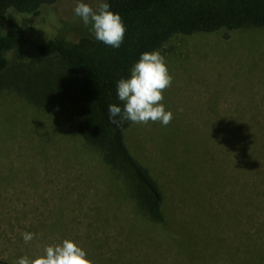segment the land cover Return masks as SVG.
Segmentation results:
<instances>
[{"label":"rangeland","instance_id":"rangeland-1","mask_svg":"<svg viewBox=\"0 0 264 264\" xmlns=\"http://www.w3.org/2000/svg\"><path fill=\"white\" fill-rule=\"evenodd\" d=\"M79 2L95 9L106 0H62L39 17L10 12L27 45L25 60L6 54L0 90V174L15 180L0 192V264L43 255L64 239L94 264H244L247 234L256 233L248 232L254 177L246 152L250 137H264V28L177 35L158 51L174 77L163 101L174 118L167 126L132 123L125 133L165 195L167 225L156 224L137 200L113 194L111 179L129 193L132 178L109 172L102 152L81 137L72 106L63 97L36 105L21 91L27 84L16 82L61 93L60 64L43 59L38 46L79 42ZM257 165L264 175V160ZM24 232L37 236L25 243Z\"/></svg>","mask_w":264,"mask_h":264},{"label":"trees","instance_id":"trees-1","mask_svg":"<svg viewBox=\"0 0 264 264\" xmlns=\"http://www.w3.org/2000/svg\"><path fill=\"white\" fill-rule=\"evenodd\" d=\"M62 0H0V90L9 68L6 54L17 51L25 60L23 47L27 45L24 28L10 15L11 11L39 17L42 9ZM110 10L119 13L126 25L124 42L113 48L95 39L90 27H76L82 37L71 44L53 39L38 46V54L60 64V94L47 95L31 87L29 82L21 91L36 105L46 108L49 102L63 97L72 106L73 116L85 143L102 152L103 162L110 173H128L132 187L126 186L114 176L110 189L124 200L135 199L139 212L156 224H166L165 195L149 170L132 154L125 133L132 122L119 126L109 119L108 106L123 107L117 95V83L130 78L131 69L144 52L161 50L177 35L212 34L222 30L239 31L248 28H264V0H106ZM226 39H230L226 35ZM119 119V117H117ZM264 137H250L247 146V162L250 166V196L246 205L248 223L256 233L247 234L244 264H264V175L257 164L264 160ZM118 177V176H117ZM120 179V178H119ZM0 192L8 191L13 175L0 174ZM127 187V186H126ZM255 209V211L253 210ZM11 221L8 224L11 226ZM250 236V237H249Z\"/></svg>","mask_w":264,"mask_h":264},{"label":"clouds","instance_id":"clouds-1","mask_svg":"<svg viewBox=\"0 0 264 264\" xmlns=\"http://www.w3.org/2000/svg\"><path fill=\"white\" fill-rule=\"evenodd\" d=\"M74 14L85 27H90L96 40L113 48H119L124 42L126 25L119 13L110 10V4L100 2L94 9L88 3L79 2ZM164 56L158 51L144 52L131 69L130 78H122L117 83V95L123 107L108 106L109 119L118 126L125 121L147 125L159 122L167 126L174 118L163 103L164 92L173 83ZM180 112L183 108L179 109ZM119 117V119H117ZM25 243L31 242L37 234L22 233ZM16 264H94L84 248L78 242L64 239L60 244L48 245L44 254L30 258L23 256Z\"/></svg>","mask_w":264,"mask_h":264}]
</instances>
